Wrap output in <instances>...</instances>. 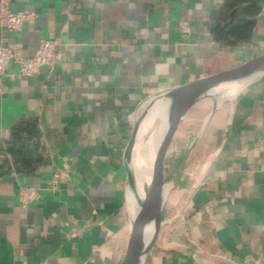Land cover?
<instances>
[{
	"label": "crops",
	"instance_id": "crops-1",
	"mask_svg": "<svg viewBox=\"0 0 264 264\" xmlns=\"http://www.w3.org/2000/svg\"><path fill=\"white\" fill-rule=\"evenodd\" d=\"M19 11L32 17L0 46L30 56L55 38L58 58L0 75V264H120L137 120L157 95L263 55L264 0H0ZM230 23L250 39L218 42ZM191 110L171 144L185 121L177 146L197 133ZM191 160L203 169L185 166L146 264H264V80L214 113Z\"/></svg>",
	"mask_w": 264,
	"mask_h": 264
},
{
	"label": "water",
	"instance_id": "water-1",
	"mask_svg": "<svg viewBox=\"0 0 264 264\" xmlns=\"http://www.w3.org/2000/svg\"><path fill=\"white\" fill-rule=\"evenodd\" d=\"M262 80H264V54L233 69L200 78L161 93L150 101L137 120L126 149V207L130 236L124 258L120 264H146L149 251L162 226L161 216L168 196L172 190L181 188L184 185V180L169 188L166 193L164 186L171 182L179 172H183L186 159L203 134L211 117L220 109L221 105L217 101L219 92L235 84L242 86L239 93L244 88ZM203 99H210L212 103L210 110L202 120L198 133H195L194 139L186 141L184 147L168 151L181 121ZM159 102L167 105L164 116L153 122L155 126L141 141L139 135L144 119L149 110ZM192 132V127H189L186 136L189 137ZM150 139L157 144L152 173L149 181L147 178L140 180L138 165L142 162L144 145ZM165 168L170 170L166 176H164ZM150 228L152 235L147 237Z\"/></svg>",
	"mask_w": 264,
	"mask_h": 264
},
{
	"label": "built area",
	"instance_id": "built-area-1",
	"mask_svg": "<svg viewBox=\"0 0 264 264\" xmlns=\"http://www.w3.org/2000/svg\"><path fill=\"white\" fill-rule=\"evenodd\" d=\"M32 17L28 11L8 12L0 14V29L17 32L24 22ZM58 40L55 38L42 39L32 55L27 56L18 45L0 46V75L4 74L10 64L17 67L20 75L32 77L39 73L42 67H52L57 58L56 47ZM59 174L55 173L51 183L55 185ZM24 196L23 199H26Z\"/></svg>",
	"mask_w": 264,
	"mask_h": 264
},
{
	"label": "bare ground",
	"instance_id": "bare-ground-1",
	"mask_svg": "<svg viewBox=\"0 0 264 264\" xmlns=\"http://www.w3.org/2000/svg\"><path fill=\"white\" fill-rule=\"evenodd\" d=\"M241 87H242L241 85L233 84L228 88H225L222 91H220L219 94L217 95V101L219 105L222 106L223 104L226 103L227 104L232 103ZM166 106H167L166 104L159 102L149 110L141 126V132L139 135V139H141V141L144 138H146V135H148L151 132L153 122L157 119H161L164 116ZM156 147L157 144L153 142L151 139L144 145L142 162H140V165H138V169L140 170L138 178L140 180H144V178H147L149 181L150 179ZM181 173L182 172H179L178 175L173 177L171 182L167 183L164 186L165 193L167 192V190H169V188L173 187L177 183ZM151 235H152V229L150 228L147 232V237H151Z\"/></svg>",
	"mask_w": 264,
	"mask_h": 264
},
{
	"label": "rangeland",
	"instance_id": "rangeland-1",
	"mask_svg": "<svg viewBox=\"0 0 264 264\" xmlns=\"http://www.w3.org/2000/svg\"><path fill=\"white\" fill-rule=\"evenodd\" d=\"M211 100L210 99H203V100H201L200 102H198L195 106H194V108L191 110V112H195V113H199L198 115H196V120H197V125H199V128H198V130H197V133H198V131H199V129H200V126H201V123H202V120L204 119V117H205V115L208 113V111L210 110V107H211ZM227 104V103H226ZM225 104H223L220 108H222L223 106H224ZM200 108H203V112H197V110H199ZM206 112V114L204 115V113ZM200 122H199V121ZM185 121V120H184ZM200 123V124H199ZM155 126V124L152 126V127H154ZM185 127H187V121H185L183 124H181V127H180V129H179V133H177L176 134V138H175V140H173V142H172V144L170 143V145H169V148H168V151H171V150H173V149H177V148H179L178 146H177V142L179 141L178 139H177V137L180 135V134H183V129H185ZM189 128V127H188ZM187 132V131H186ZM187 134V133H186ZM194 135H195V133L194 132H192L190 135H189V137H187L186 138V141H191L192 139H193V137H194ZM179 138V137H178ZM185 146V145H184ZM180 147H183V146H180ZM185 166L188 168V169H192V171L194 170H199V171H201L203 168V162L198 166L197 164H194L193 162H192V160L191 161H189V164H184V168H183V171H184V169H185ZM202 168V169H201ZM166 171H168V170H166Z\"/></svg>",
	"mask_w": 264,
	"mask_h": 264
},
{
	"label": "trees",
	"instance_id": "trees-1",
	"mask_svg": "<svg viewBox=\"0 0 264 264\" xmlns=\"http://www.w3.org/2000/svg\"><path fill=\"white\" fill-rule=\"evenodd\" d=\"M233 16V15H232ZM234 18V16L232 17ZM218 42L234 45L237 42H246L251 37V25L245 27H235L233 23L227 24L214 34ZM232 41V42H229Z\"/></svg>",
	"mask_w": 264,
	"mask_h": 264
}]
</instances>
